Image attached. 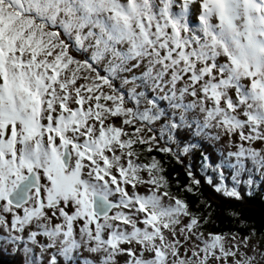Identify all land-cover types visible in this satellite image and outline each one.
Segmentation results:
<instances>
[{"label": "snow or ice", "instance_id": "6c2138e0", "mask_svg": "<svg viewBox=\"0 0 264 264\" xmlns=\"http://www.w3.org/2000/svg\"><path fill=\"white\" fill-rule=\"evenodd\" d=\"M204 142L221 181L264 185V0H0V250L264 264V243L205 235L161 162H137V146L179 161Z\"/></svg>", "mask_w": 264, "mask_h": 264}, {"label": "trees", "instance_id": "16d2710c", "mask_svg": "<svg viewBox=\"0 0 264 264\" xmlns=\"http://www.w3.org/2000/svg\"><path fill=\"white\" fill-rule=\"evenodd\" d=\"M197 26L193 23V27ZM118 120L119 118L117 122ZM183 146L180 144V147ZM145 147L137 146L142 163H150L153 156L161 162L164 169L162 175L169 182L167 190L172 195L184 199L189 204V210L202 217L203 231L226 234L228 237L233 234L239 238L254 236L264 243V185L259 186L254 194L247 195L244 187L241 186L247 177L242 175L239 184L241 199L216 192L215 184H210L204 173L207 172L206 164L216 168L220 163V153L214 144L204 142L201 148L190 152L188 160L180 155L179 161L171 154L155 150L148 153L144 150ZM202 153L208 156L207 161L203 159ZM189 171L192 176L188 175ZM227 174L232 179V172L228 171ZM193 179L199 180L200 184L192 183ZM189 186L193 188L191 193L185 191ZM204 218L207 220L206 223L203 222ZM23 260L24 255L21 250L13 253L0 250V264H23Z\"/></svg>", "mask_w": 264, "mask_h": 264}, {"label": "rangeland", "instance_id": "374dc122", "mask_svg": "<svg viewBox=\"0 0 264 264\" xmlns=\"http://www.w3.org/2000/svg\"><path fill=\"white\" fill-rule=\"evenodd\" d=\"M155 134L156 135H158V130L155 132ZM161 143L162 144H164V141L163 140H161ZM172 148H174L173 150H175V151H177L178 152V148H177V145L176 144H172V145H170ZM179 147H180V145H179ZM215 147H216V145H215ZM180 148H182V147H180ZM179 153V152H178ZM190 154V153H189ZM189 154H187V155H182L181 154V156L185 159V160H188L189 159ZM142 159H141V157H140V155H139V160L137 161L138 163H142V161H141ZM207 165V164H206ZM205 165V167H206V170H207V172L205 171L204 173L206 174V179L209 181V179H211V181H212V184H215V186H218L219 184H221V183H223V184H225L227 187H229V188H231V187H237V190L239 191V185H236L235 184V182L231 179V177L227 174V172L229 171V172H231V170H227V171H225V174H224V180L223 181H221V179H220V176H219V170L218 169H216L215 167H212V166H206ZM141 175H143L146 179H147V173L146 172H142L141 173ZM230 179H229V178ZM229 180V181H228ZM257 183H259V181L257 180ZM242 187H244V190L247 192V195H252V194H254L255 193V191L258 189V187H254V188H252V189H249V187L247 186V185H245L243 182H242V185H241ZM147 190L146 189H144L143 187H141V192H142V194L144 193V192H146ZM249 192H251V194H249ZM220 193H222V192H220ZM223 194V193H222ZM224 195V194H223ZM232 198V197H231ZM252 237V242L254 243V244H256V245H260L259 243H261V241L258 239V238H256V237H254V236H251ZM238 238V237H237ZM239 239V238H238ZM12 248H13V246L12 245H8L7 246V249H6V251L8 252V253H13V251H12ZM22 254H23V252H22Z\"/></svg>", "mask_w": 264, "mask_h": 264}, {"label": "flooded vegetation", "instance_id": "af4514ba", "mask_svg": "<svg viewBox=\"0 0 264 264\" xmlns=\"http://www.w3.org/2000/svg\"><path fill=\"white\" fill-rule=\"evenodd\" d=\"M200 231L203 232L205 235L208 234V232L203 231L202 228H200ZM229 238H230V237H229ZM238 238H239V237H238ZM261 243H262V242H261ZM261 243H259V244H261Z\"/></svg>", "mask_w": 264, "mask_h": 264}]
</instances>
